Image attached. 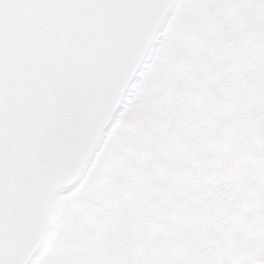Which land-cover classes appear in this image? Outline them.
<instances>
[{"label": "snow or ice", "instance_id": "1", "mask_svg": "<svg viewBox=\"0 0 264 264\" xmlns=\"http://www.w3.org/2000/svg\"><path fill=\"white\" fill-rule=\"evenodd\" d=\"M5 7H44L80 18L98 16L103 23L87 24L84 39L74 25L60 28L67 34L66 46L77 45L80 50L79 61L70 53L64 57L65 66L74 73L72 87L65 83L67 76L53 72L62 85L52 106L55 111L42 119L44 126L31 142L17 137L18 154L6 143L0 103V264H28L39 252L33 249V255L25 257L31 226L54 194L51 185L45 189V182L65 166H78L97 132L108 126L109 115L116 119L125 111L128 104L124 100L113 107L114 93L121 91L122 82L133 69L135 75L126 95L135 96L134 107L145 118L152 142L113 141L99 152L119 164L120 188L112 194L118 205L113 209L112 230L124 227L127 231L121 235L130 242L134 234L145 245L152 240L165 246V254L154 259L145 248L150 264H229L230 244L264 256V92H256L253 127L249 128L248 115H242L238 107L243 96L229 90L225 72L231 57L224 52L226 44L241 45L239 39H227L239 31L230 19L225 20V14L234 11L250 25L245 41H253V47L264 54V0H0V97L5 92L2 70L9 47L4 39ZM162 15H166L162 35H167L173 17L182 18L174 32L179 75L173 72L168 82L173 94L167 99L162 91L166 49L161 46L155 50V63L149 57L143 65H136L141 36ZM113 24L122 27L113 31ZM109 41L116 43L109 46ZM89 52L103 56L110 66L101 71L100 65L90 64L94 57H88ZM44 63L50 71L40 75L48 79L55 67L54 58ZM88 69L93 70L91 78ZM77 83L86 88L82 97ZM229 99L232 108L226 107ZM157 106L162 113L158 124L152 115ZM28 116L31 118L30 113ZM237 123L246 131L234 135L228 129ZM182 148L187 151L182 152ZM25 152L31 155L26 157ZM137 153L143 154L142 165L128 163L139 160ZM170 161L175 164L170 165ZM76 187L62 198L71 196ZM12 188L30 195H17L10 213ZM122 192L134 193V203H120ZM148 217L155 220L153 225L147 223ZM71 228L72 209L66 207L52 240L35 264H73L67 242ZM177 236L181 237L179 244L174 239ZM185 236L189 240H183ZM217 247L224 249L223 256L216 255ZM186 252L191 253L187 259ZM120 259V253H112L96 264H117ZM82 264H88L87 257L82 258ZM127 264L137 262L129 258Z\"/></svg>", "mask_w": 264, "mask_h": 264}, {"label": "water", "instance_id": "2", "mask_svg": "<svg viewBox=\"0 0 264 264\" xmlns=\"http://www.w3.org/2000/svg\"><path fill=\"white\" fill-rule=\"evenodd\" d=\"M3 12L5 13L4 39L9 43V47L5 54L7 64L2 70L5 92L0 97V103L4 107L6 143L13 154H18L17 137H24L28 142H31L44 126L42 119L55 111L52 106L57 103L56 97L59 95L62 85L56 80L53 72L67 76L69 79L65 83L72 87L71 78L74 73L65 66L64 57L70 53L74 61H79L81 59L80 50L77 45H73L71 48L66 46L67 34L60 28L65 24L74 25L77 35L84 39L89 31L87 24L99 25L103 21L98 16L80 18L62 10L53 13L44 7L39 10L32 8L11 10L5 7ZM166 13L167 9H165ZM165 19L166 15H162L160 20L155 22L141 36L136 56L137 66L143 65L148 59L164 27ZM121 27L120 24L111 26L113 31H118ZM115 43L109 41L108 45L112 46ZM87 56L94 57V59L89 60V63L100 65L101 71L110 66L103 56H98L94 52L87 53ZM52 58H54V70L50 72L48 79H44L40 74L50 71L44 61ZM134 75L135 69L128 72L126 79L122 82L121 91L114 93V108L119 106L121 100L125 102L128 85ZM88 76L89 78L93 76L92 69H88ZM75 87L78 95L82 97L86 92L84 84L77 83ZM45 106L47 107L45 108ZM29 113L31 118L28 116ZM115 120L109 115L108 126L97 132L90 148L78 166H65L55 175L54 179L49 177L45 182V189L48 190L51 185L54 194L43 204L38 217L31 226V235L25 248V257L33 255V249H39V252L33 256V260L29 261L28 264L34 261L49 239L53 226L56 195L82 180ZM24 155L27 157L31 153L25 152ZM17 195L26 197L30 193H17L15 188H12L9 203L10 213L15 209ZM10 219H14V216H10ZM9 243L14 242L10 241Z\"/></svg>", "mask_w": 264, "mask_h": 264}, {"label": "rangeland", "instance_id": "3", "mask_svg": "<svg viewBox=\"0 0 264 264\" xmlns=\"http://www.w3.org/2000/svg\"><path fill=\"white\" fill-rule=\"evenodd\" d=\"M239 13L234 11L225 14V20H231L232 23L238 25L237 19ZM182 18L175 16L172 18L167 35H162L158 39L151 60L153 63L158 59V54L155 51L163 46L166 49L165 61L166 71L164 73L165 86L162 89L164 99L171 96L172 86L168 83L173 72L179 75V69L176 63L174 53L178 43V37L174 34L176 26ZM249 24L241 21L239 31L235 37L227 39H239L241 45L235 46L226 44L224 49L225 55L231 57L229 66L225 72V76L229 81V90L237 96H243L242 103L238 105L242 115H248L247 125L253 127L252 109L253 101L256 98L257 90L264 92V54L259 53L253 47V41H245V31L249 30ZM252 43V44H251ZM235 48V53H233ZM223 60V57H220ZM257 61L254 63L253 61ZM233 77L235 80L233 81ZM246 90V91H245ZM139 91V88L136 89ZM135 96H130L126 102L128 107L116 119V122L107 134L99 152L103 147L113 141H128L132 144H138L141 140L151 143V134L146 126L145 118L134 107ZM226 107L232 108L231 99L226 104ZM153 117L157 124L162 118V113L158 110V106L154 107ZM258 126V125H257ZM229 131L232 134L245 132L246 129L241 128L239 123L236 126H230ZM248 147L251 149L252 144ZM132 148H129V152ZM182 152L187 151L186 148L181 149ZM99 152L95 157L93 166L90 167L88 174L84 180L76 187L73 194L67 198H62L69 190L60 191L56 195L54 205V220L53 231L48 244L53 238L56 226L61 220L62 213L66 207L72 209V228L67 233L68 250L73 260V264H82V258L87 257L88 264H96V261L104 256L112 253H120L121 259L117 264H127L129 258H134L137 264H150L147 259L145 248L151 250V257H162L165 254V246L157 245L149 240L145 245L143 241L138 240L133 234L131 242L124 238L121 233L127 231L122 227L119 230L113 231L110 227L114 220L113 209H117L118 205L112 200V194L120 188V183L117 181L119 175V164L112 160L109 156L100 155ZM139 160H129L128 163H139L142 165L143 154L137 153ZM174 161H170V165H174ZM158 171V169H153ZM120 203L127 201L129 204L134 203V193L122 192ZM147 223L153 225L155 220L151 217L147 218ZM176 243L181 242V237H174ZM183 240H189V237H183ZM48 244L44 249L47 248ZM42 250V252L44 251ZM252 251V250H251ZM42 252L40 254H42ZM39 254V255H40ZM187 254V252H186ZM257 254V253H256ZM185 255V259H186ZM37 259V258H36ZM35 264V261L34 263ZM251 264H264V256L257 254L255 261Z\"/></svg>", "mask_w": 264, "mask_h": 264}, {"label": "flooded vegetation", "instance_id": "4", "mask_svg": "<svg viewBox=\"0 0 264 264\" xmlns=\"http://www.w3.org/2000/svg\"><path fill=\"white\" fill-rule=\"evenodd\" d=\"M235 19H237V21H239L238 25H236L239 28L240 23H241L240 16H238V18L235 17ZM249 28H250V26H249ZM229 248H230L229 264H251L256 259L257 254L251 248L235 247V246H232L231 244L229 245ZM223 252H224L223 248H220V247L216 248V255L217 256H223ZM190 255H191V253L187 252L186 259Z\"/></svg>", "mask_w": 264, "mask_h": 264}, {"label": "bare ground", "instance_id": "5", "mask_svg": "<svg viewBox=\"0 0 264 264\" xmlns=\"http://www.w3.org/2000/svg\"><path fill=\"white\" fill-rule=\"evenodd\" d=\"M96 159H97V157H96ZM96 159H95V160H96ZM95 160H94V162H95ZM94 162H93V163H94ZM92 166H93V164H92ZM92 166H91V167H92Z\"/></svg>", "mask_w": 264, "mask_h": 264}]
</instances>
